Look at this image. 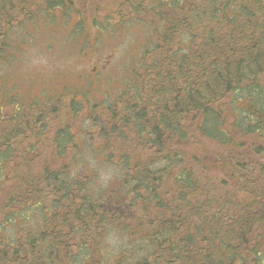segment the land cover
<instances>
[{"label":"trees","instance_id":"obj_1","mask_svg":"<svg viewBox=\"0 0 264 264\" xmlns=\"http://www.w3.org/2000/svg\"><path fill=\"white\" fill-rule=\"evenodd\" d=\"M121 1L130 12L147 13L151 27L161 23V42L150 56L148 88L123 107L108 105L109 120L88 136L115 146L134 136L153 153L125 147L105 159L115 169V188L53 170L49 160L42 176L27 172L31 182L9 193H20L17 206L0 221V264H264V165L237 154L205 165L188 152L201 139L243 149L247 137L264 136V0ZM71 3L0 0V66L19 29ZM0 100V111L2 103L19 105L0 114L3 178L4 158L14 154L34 166V149L14 144L48 133L53 113L23 107L17 96ZM69 125L55 140L65 157L78 153ZM112 236L122 243L105 252Z\"/></svg>","mask_w":264,"mask_h":264},{"label":"rangeland","instance_id":"obj_2","mask_svg":"<svg viewBox=\"0 0 264 264\" xmlns=\"http://www.w3.org/2000/svg\"><path fill=\"white\" fill-rule=\"evenodd\" d=\"M127 6L128 2L121 0H72L69 9L62 7L49 14H38L34 23L26 24L11 38V58L0 66V99L3 97L13 102L11 98L17 96L16 101H20L21 106L36 107L53 115L47 122L48 133L44 136L32 137L25 143L18 140L19 143L14 144V148L19 150L34 149L29 156L30 162L36 157L34 166L30 167L28 162L18 159L15 154L14 160L4 158L8 169L6 175L0 177V221L13 211V206H17L20 193H9L27 186L31 175L42 176L46 160H49L47 166L53 170L65 169L76 176L81 172L78 177L83 179V176H88L93 186L105 189L116 186L115 169L105 159L121 156L122 152H126L125 147L144 155L153 153L146 150L145 143H138L134 136L130 137L131 140L120 139L116 146L101 135L88 136L109 120L111 112L108 105H117L119 101V106L123 107L127 97L129 101L137 98L141 88H148L150 82L147 69L153 60L150 57L153 49L159 46L156 45L157 31H161L162 25L151 27L147 13L138 10L130 12ZM2 104L0 114L15 112L19 106L15 103L11 106ZM96 105L100 110L92 109ZM231 122L232 118L228 124ZM65 123L72 126L70 130L75 133L73 141L77 149L74 144L72 146L73 150H78L75 155L70 152L68 157L55 144L58 131ZM38 139L45 142H38ZM243 142L246 145L243 149L226 148L210 139H201L199 144L190 145L188 152L205 165L217 160L218 156L229 154L241 155L247 164L264 165V152L257 154L253 151L255 146L264 147V136L251 135ZM122 145L123 149L120 148ZM107 176L111 178L105 179ZM45 184L48 185L46 181ZM40 186V190L47 194V188ZM6 204H9V209L4 210ZM24 216L23 223L28 226ZM3 233L8 238L5 230ZM110 240H115L118 246L122 243L117 236L110 237ZM108 242L105 252L109 244L111 248H116V244Z\"/></svg>","mask_w":264,"mask_h":264},{"label":"clouds","instance_id":"obj_3","mask_svg":"<svg viewBox=\"0 0 264 264\" xmlns=\"http://www.w3.org/2000/svg\"><path fill=\"white\" fill-rule=\"evenodd\" d=\"M111 178V176H107V177H105V179H110ZM112 245H115L116 244V241L115 240H110L109 241Z\"/></svg>","mask_w":264,"mask_h":264}]
</instances>
